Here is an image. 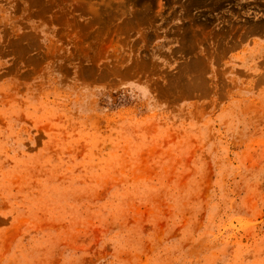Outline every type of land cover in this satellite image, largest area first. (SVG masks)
<instances>
[{"label":"rangeland","instance_id":"374dc122","mask_svg":"<svg viewBox=\"0 0 264 264\" xmlns=\"http://www.w3.org/2000/svg\"><path fill=\"white\" fill-rule=\"evenodd\" d=\"M0 264H264V0H0Z\"/></svg>","mask_w":264,"mask_h":264}]
</instances>
